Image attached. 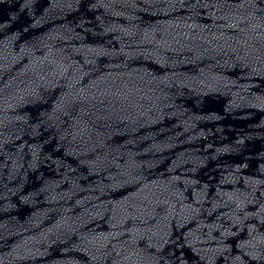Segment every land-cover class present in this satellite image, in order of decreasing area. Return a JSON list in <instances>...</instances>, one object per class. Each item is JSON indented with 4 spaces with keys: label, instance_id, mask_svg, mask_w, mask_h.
Masks as SVG:
<instances>
[{
    "label": "water",
    "instance_id": "1",
    "mask_svg": "<svg viewBox=\"0 0 264 264\" xmlns=\"http://www.w3.org/2000/svg\"><path fill=\"white\" fill-rule=\"evenodd\" d=\"M0 264H264V0H0Z\"/></svg>",
    "mask_w": 264,
    "mask_h": 264
}]
</instances>
